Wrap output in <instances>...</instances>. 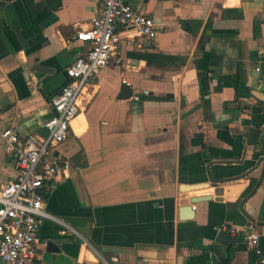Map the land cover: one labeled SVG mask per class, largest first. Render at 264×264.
Masks as SVG:
<instances>
[{
	"label": "crops",
	"instance_id": "crops-1",
	"mask_svg": "<svg viewBox=\"0 0 264 264\" xmlns=\"http://www.w3.org/2000/svg\"><path fill=\"white\" fill-rule=\"evenodd\" d=\"M127 2L153 18L156 39L121 29L89 83L56 149L71 168L45 191L40 261L264 264V0ZM98 10L97 0H0V128L48 136L52 99L86 45L77 34ZM17 176L0 138V189ZM202 196L211 199L181 221ZM232 227L243 240L217 244ZM253 232L259 253L247 244Z\"/></svg>",
	"mask_w": 264,
	"mask_h": 264
},
{
	"label": "built area",
	"instance_id": "built-area-1",
	"mask_svg": "<svg viewBox=\"0 0 264 264\" xmlns=\"http://www.w3.org/2000/svg\"><path fill=\"white\" fill-rule=\"evenodd\" d=\"M97 1V17L89 29L77 34L85 48L66 69L67 82L52 99L55 115L44 123L48 136H21L13 128H0L5 154L18 166L17 178L0 189V264H46L40 261L37 250L41 221L51 218L45 211V191L71 168L69 162L56 156V149L68 140L89 83L116 55L122 43L120 30L131 29L149 43L156 39L153 18L136 13L127 0ZM223 230L232 236L238 232L235 227ZM259 239L254 232L246 237L248 246L257 253Z\"/></svg>",
	"mask_w": 264,
	"mask_h": 264
},
{
	"label": "water",
	"instance_id": "water-1",
	"mask_svg": "<svg viewBox=\"0 0 264 264\" xmlns=\"http://www.w3.org/2000/svg\"><path fill=\"white\" fill-rule=\"evenodd\" d=\"M23 46L26 47V44L23 43ZM123 97L124 98H131L132 97V90L130 88H124L123 89ZM195 110H192V112H189L187 115H190L194 112ZM57 156V154H56ZM208 187V184H203V185H192V186H183V188H185L186 190H190V191H197L200 190L201 188H205ZM211 199L210 196H202V197H194L191 199V205L190 206H182L181 210H180V220L181 221H188V220H192L193 219V206H195L198 203L201 202H206L209 201ZM243 240L242 237L240 238H235L232 237L231 234L227 231L221 230L218 233L217 239H216V243L225 247H231L234 246L235 244L241 242ZM48 251L52 252V253H60V248L54 243V242H49L48 243Z\"/></svg>",
	"mask_w": 264,
	"mask_h": 264
}]
</instances>
